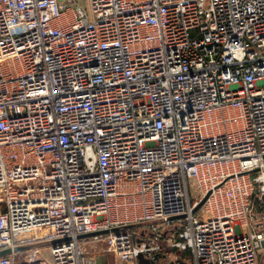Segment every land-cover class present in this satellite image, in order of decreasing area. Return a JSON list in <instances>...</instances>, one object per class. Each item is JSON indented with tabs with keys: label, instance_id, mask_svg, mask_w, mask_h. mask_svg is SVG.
Here are the masks:
<instances>
[{
	"label": "built area",
	"instance_id": "obj_1",
	"mask_svg": "<svg viewBox=\"0 0 264 264\" xmlns=\"http://www.w3.org/2000/svg\"><path fill=\"white\" fill-rule=\"evenodd\" d=\"M87 1L0 0V264H259L264 0Z\"/></svg>",
	"mask_w": 264,
	"mask_h": 264
},
{
	"label": "rangeland",
	"instance_id": "obj_2",
	"mask_svg": "<svg viewBox=\"0 0 264 264\" xmlns=\"http://www.w3.org/2000/svg\"><path fill=\"white\" fill-rule=\"evenodd\" d=\"M77 2L85 9L88 10V1L87 0H77ZM35 247H39V255L43 256L45 258H49V242L47 240H35L34 242L29 244V254L27 255V259H32L35 258L34 255L32 254V250ZM93 256H98L99 254H92ZM142 256V255H141ZM187 257L189 256L188 254L186 255ZM143 258V257H142ZM114 261V259H113ZM140 262V259H139ZM141 264V263H140Z\"/></svg>",
	"mask_w": 264,
	"mask_h": 264
},
{
	"label": "water",
	"instance_id": "obj_3",
	"mask_svg": "<svg viewBox=\"0 0 264 264\" xmlns=\"http://www.w3.org/2000/svg\"><path fill=\"white\" fill-rule=\"evenodd\" d=\"M209 193H210V191H208V192H207V193L201 198V200L195 205V207L193 208V211H194V212L197 211V210L202 206V204H203V203L205 202V200L207 199ZM173 218H177V217H172L171 219H173ZM112 230H117V229L114 228V229H112ZM107 232H108V230H101V231H96V232H91V233L83 234V235H81V237H88V236H93V235H97V234H105V233H107ZM8 252H9V249L1 250V251H0V256L6 254V253H8ZM139 259H140V263H141V264H148V262H147L146 260H144V259L142 258L141 255H139Z\"/></svg>",
	"mask_w": 264,
	"mask_h": 264
},
{
	"label": "crops",
	"instance_id": "obj_4",
	"mask_svg": "<svg viewBox=\"0 0 264 264\" xmlns=\"http://www.w3.org/2000/svg\"><path fill=\"white\" fill-rule=\"evenodd\" d=\"M113 261V257L111 254H104L101 255L97 260L96 263L97 264H105V263H110ZM259 264H264V253L260 254L259 257Z\"/></svg>",
	"mask_w": 264,
	"mask_h": 264
},
{
	"label": "bare ground",
	"instance_id": "obj_5",
	"mask_svg": "<svg viewBox=\"0 0 264 264\" xmlns=\"http://www.w3.org/2000/svg\"><path fill=\"white\" fill-rule=\"evenodd\" d=\"M44 230H42V229H34L33 231H31L30 233H28V234H26V233H24L23 235H35V234H39L40 235V233H42Z\"/></svg>",
	"mask_w": 264,
	"mask_h": 264
}]
</instances>
